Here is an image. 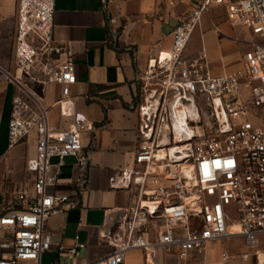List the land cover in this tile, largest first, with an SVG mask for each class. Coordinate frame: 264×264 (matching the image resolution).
Listing matches in <instances>:
<instances>
[{"label":"built area","instance_id":"2783aa9c","mask_svg":"<svg viewBox=\"0 0 264 264\" xmlns=\"http://www.w3.org/2000/svg\"><path fill=\"white\" fill-rule=\"evenodd\" d=\"M101 3L107 6L108 0ZM54 4L17 0L14 69H0L14 88L8 148L30 136L35 144L25 166L32 175L31 192L17 193L13 207L0 214V232L7 236L0 239V264H40L52 247L49 218L80 208L89 153L97 142L93 122L70 101L76 70L72 52L53 37ZM219 6L251 39L241 67L216 75L203 47L193 58L185 51L202 16ZM110 34L114 39L117 32L112 28ZM170 35V49L149 59L137 76L139 142L132 166L109 181L110 189L130 193L131 202L107 210L99 229L100 241L112 251L93 262L78 260L85 244L75 236L71 247L58 246L59 256L67 259L58 264H123L132 250L142 253L143 264H153L157 249L185 261L212 242L233 237L242 238L245 248L263 259L257 264H264V255L255 251L264 235V128L248 118L249 105L264 106V0H198L187 16L177 18ZM51 85L60 88L54 105L70 119L65 128L50 123L44 92ZM84 134H89L86 144ZM67 158L78 166L73 195L53 191ZM231 259L224 250L217 264Z\"/></svg>","mask_w":264,"mask_h":264},{"label":"crops","instance_id":"0c3cea01","mask_svg":"<svg viewBox=\"0 0 264 264\" xmlns=\"http://www.w3.org/2000/svg\"><path fill=\"white\" fill-rule=\"evenodd\" d=\"M55 0L53 37L72 52L76 83L70 87V101L77 113L93 122L97 142L89 153L88 183L80 196V208L49 218L46 229L51 235L52 247L41 256L45 264L67 261L59 256L58 246L69 248L75 236L85 244L77 252L78 260L90 262L107 256L112 248L99 239V229L107 210L124 207L131 202L125 190L110 189L111 177L120 169L131 167L137 148L138 114L137 76L146 68L149 59L171 46V31L178 17L187 16L198 0ZM17 0H0V69L13 70L14 31ZM114 21V24L110 23ZM215 25L219 32L212 28ZM117 34L113 39L110 30ZM243 29L228 22L224 8L213 7L204 14L191 35L185 51L193 58L203 47L212 72L216 75L232 72L242 65L247 49L241 37ZM27 85L36 93L41 88ZM14 88L0 76V206L5 194L32 188V175L26 171V162L33 157V136L9 149L8 121ZM52 126L65 128L69 118L59 115L54 103L60 98V88L48 86L44 92ZM89 134H84L86 144ZM78 175L75 159L67 158L53 191L73 195ZM13 196V197H15ZM227 250L230 264H257L263 261L249 252L242 238L233 237L212 242L202 254H193L185 261L157 249L153 264H217L219 255ZM255 251L264 255V235L258 238ZM250 253L243 261L240 255ZM40 262V264H41ZM123 264H143L140 251H129Z\"/></svg>","mask_w":264,"mask_h":264},{"label":"rangeland","instance_id":"374dc122","mask_svg":"<svg viewBox=\"0 0 264 264\" xmlns=\"http://www.w3.org/2000/svg\"><path fill=\"white\" fill-rule=\"evenodd\" d=\"M242 38L245 40V44L247 46V42L251 39L248 32L243 29V32L240 34ZM248 112H249V120L253 122L254 124L260 125L264 128V106L255 108L251 105L248 106ZM15 193L11 194H5L2 198L3 202L0 206V214L7 212L11 207H13L14 197ZM3 232H0V239L7 238ZM41 264H45V258L42 260Z\"/></svg>","mask_w":264,"mask_h":264},{"label":"bare ground","instance_id":"6f19581e","mask_svg":"<svg viewBox=\"0 0 264 264\" xmlns=\"http://www.w3.org/2000/svg\"><path fill=\"white\" fill-rule=\"evenodd\" d=\"M177 119L179 120V118L182 117V113H180L179 115H176Z\"/></svg>","mask_w":264,"mask_h":264}]
</instances>
